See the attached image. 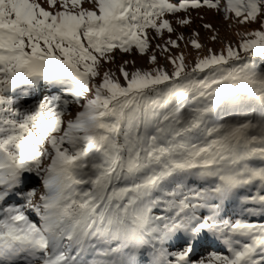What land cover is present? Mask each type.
I'll use <instances>...</instances> for the list:
<instances>
[{"label": "snow or ice", "instance_id": "6c2138e0", "mask_svg": "<svg viewBox=\"0 0 264 264\" xmlns=\"http://www.w3.org/2000/svg\"><path fill=\"white\" fill-rule=\"evenodd\" d=\"M205 7L259 27L189 67L177 33ZM251 217L264 0H0V264H264Z\"/></svg>", "mask_w": 264, "mask_h": 264}, {"label": "rangeland", "instance_id": "374dc122", "mask_svg": "<svg viewBox=\"0 0 264 264\" xmlns=\"http://www.w3.org/2000/svg\"><path fill=\"white\" fill-rule=\"evenodd\" d=\"M220 2L223 5L225 0H220ZM86 6L90 7V5ZM191 19L192 24L189 26L180 27L179 32L177 33V35L183 34L185 36V40L179 42L181 45L179 49H173V53L176 55H178L181 51L185 54L186 63L189 67L194 64V61L197 58L206 54L207 49H211L212 51L218 53L228 44L236 46L237 42L241 39V36L237 35L238 32L243 33L244 31L256 29L259 27L258 24H251L246 26L237 25L234 21L225 19L222 12H217L215 9H208L206 7L199 10H191ZM205 24L212 25V28L208 29L203 27V25ZM196 32H199L200 34L199 40L205 46L204 51L196 50L187 42L188 38L193 37V34ZM213 36H216L217 39L213 40ZM173 38L176 37L173 36ZM157 42L163 44V40H159ZM156 52L158 55L160 66L164 67L170 72L172 70V66L170 65V63L164 59V56L162 54H160L159 49H156ZM124 60H135V67L145 70H150L152 67H154L149 63L147 56L118 55L116 64L112 65L113 69H115L118 64L123 63ZM69 111L74 115L75 112L78 111V106L71 105ZM67 118L68 117H66V119ZM37 187H39V185H37ZM233 219H235V217H233Z\"/></svg>", "mask_w": 264, "mask_h": 264}, {"label": "trees", "instance_id": "16d2710c", "mask_svg": "<svg viewBox=\"0 0 264 264\" xmlns=\"http://www.w3.org/2000/svg\"><path fill=\"white\" fill-rule=\"evenodd\" d=\"M54 91L56 90H52V89L45 87L43 90L39 91L33 98L26 100L25 106H27L28 104L36 103V102L43 100L44 97L51 95ZM56 94H60V93L56 91ZM231 213H232V210L229 208L228 215H231ZM251 218L252 220H256V221H259V220L264 221V217H251Z\"/></svg>", "mask_w": 264, "mask_h": 264}, {"label": "bare ground", "instance_id": "6f19581e", "mask_svg": "<svg viewBox=\"0 0 264 264\" xmlns=\"http://www.w3.org/2000/svg\"><path fill=\"white\" fill-rule=\"evenodd\" d=\"M215 249H216V251H223V248H216L215 247Z\"/></svg>", "mask_w": 264, "mask_h": 264}]
</instances>
